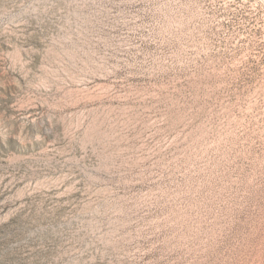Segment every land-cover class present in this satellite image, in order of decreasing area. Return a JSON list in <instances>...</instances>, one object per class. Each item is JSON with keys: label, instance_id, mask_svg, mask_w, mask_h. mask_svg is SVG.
Segmentation results:
<instances>
[{"label": "rangeland", "instance_id": "374dc122", "mask_svg": "<svg viewBox=\"0 0 264 264\" xmlns=\"http://www.w3.org/2000/svg\"><path fill=\"white\" fill-rule=\"evenodd\" d=\"M0 264H264V0H0Z\"/></svg>", "mask_w": 264, "mask_h": 264}]
</instances>
